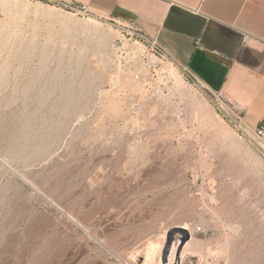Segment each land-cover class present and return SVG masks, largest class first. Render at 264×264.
<instances>
[{
	"label": "rangeland",
	"instance_id": "obj_1",
	"mask_svg": "<svg viewBox=\"0 0 264 264\" xmlns=\"http://www.w3.org/2000/svg\"><path fill=\"white\" fill-rule=\"evenodd\" d=\"M129 26L0 0V264H158L174 225L183 264H264V140Z\"/></svg>",
	"mask_w": 264,
	"mask_h": 264
},
{
	"label": "crops",
	"instance_id": "obj_2",
	"mask_svg": "<svg viewBox=\"0 0 264 264\" xmlns=\"http://www.w3.org/2000/svg\"><path fill=\"white\" fill-rule=\"evenodd\" d=\"M137 27L254 126L264 113V0H67Z\"/></svg>",
	"mask_w": 264,
	"mask_h": 264
},
{
	"label": "bare ground",
	"instance_id": "obj_3",
	"mask_svg": "<svg viewBox=\"0 0 264 264\" xmlns=\"http://www.w3.org/2000/svg\"><path fill=\"white\" fill-rule=\"evenodd\" d=\"M89 21V20H88ZM90 21L91 22H93V21H95L94 19H90ZM101 22V21H100ZM90 23V22H89ZM93 23H95V24H97L96 22H93ZM92 23V26L93 25H95V24H93ZM91 24V23H90ZM87 25V24H86ZM90 26V25H89ZM155 59V58H154ZM172 70V69H171ZM175 71V70H174ZM176 73V72H175ZM174 75H176V74H174ZM179 77V76H178ZM177 77V78H178ZM181 80V79H180ZM180 82V81H179ZM81 88V87H80ZM43 94V93H42ZM80 94V93H79ZM42 96V95H41ZM108 100V99H107ZM78 101V100H77ZM114 101V100H113ZM109 102V101H108ZM111 102V101H110ZM109 102V103H110ZM114 103V102H113ZM108 104V103H107ZM105 105L106 107L107 106H111L110 104H108V105ZM117 105V103H114V104H112V107H110L111 108V112H113V113H115V110H114V108H116L114 105ZM114 106V107H113ZM118 106V105H117ZM109 108V107H108ZM108 108H106L107 110L106 111H108ZM112 109H113V111H112ZM109 112H110V110H109ZM106 113V112H105ZM116 114V113H115ZM117 115V114H116ZM113 117V116H112ZM35 125V124H34ZM35 127V126H34ZM30 128H31V126H30ZM28 129H29V127H28ZM30 131H32V129L30 130ZM27 132V131H26ZM29 132V131H28ZM30 133V132H29ZM30 135V134H29ZM11 136V135H10ZM28 136V135H27ZM26 136V137H27ZM4 137V136H3ZM14 137V136H13ZM29 137V136H28ZM27 137V138H28ZM30 137H31V135H30ZM30 137H29V139H27L28 141L30 140ZM12 140V139H11ZM238 141V140H237ZM1 142V141H0ZM7 143V142H6ZM7 145V144H6ZM24 148H25V146H24ZM208 228V227H207ZM210 228V227H209ZM203 229V228H202ZM205 229H206V227H205ZM198 230V228H195V229H190L188 226H186V225H174V226H171L170 228H168V230H167V236L166 237H164V240H162L160 243H159V250H158V256H157V258H158V264H183L184 263V260L186 259L185 257H186V254L188 255V254H190L188 251H189V249L190 250H195V246L197 245V243H199V244H203L208 238H207V236H206V234H207V232H206V230H202V232H201V234H199V233H197L196 231ZM211 230V229H210ZM209 231V230H208ZM214 231V230H213ZM213 231L211 232L212 234H213ZM216 232V231H215ZM200 236H206L205 237V241L204 242H202V243H200L201 242V240L199 241V239H204V238H199ZM184 240H183V239ZM229 238V237H228ZM175 240L172 244H171V248H172V250H171V253L167 256V253H168V251H169V249H170V242H171V240ZM182 239V241L181 242H179L180 240ZM199 241V242H198ZM152 245V244H151ZM156 246V245H155ZM154 246V247H155ZM195 248H194V247ZM198 246V245H197ZM153 247V248H154ZM191 247H193L194 249H191ZM199 248H200V246H199ZM201 248H202V246H201ZM150 249H152V247H150ZM196 249H198V248H196ZM203 249H207L205 246H204V248ZM156 250V249H155ZM199 250H202V249H199ZM225 250H227V249H225ZM144 251H148V250H144ZM203 251V250H202ZM150 253H151V251H149ZM148 252V253H149ZM156 252H157V250H156ZM191 252H193V251H191ZM198 252V251H197ZM215 252V251H214ZM148 253H146L145 254V256H146V258H145V256L143 257V258H145L146 259V264H148V262H150V263H152V260H153V258H152V260H148L149 259V256L148 255H150V254H148ZM155 253V252H154ZM153 253V254H154ZM194 253V252H193ZM228 254V253H227ZM147 256H148V258H147ZM155 256V255H154ZM194 255H190V258H194L193 257ZM151 257H152V255L150 256V259H151ZM187 258H189V257H187ZM144 260V259H143ZM147 260H148V262H147ZM157 260V259H156ZM177 260V261H176ZM188 260V259H187ZM196 260V259H195ZM143 262H145V260L143 261ZM198 262V261H197ZM155 263H157V262H155ZM190 263H193V259H190ZM145 264V263H144ZM198 264V263H197Z\"/></svg>",
	"mask_w": 264,
	"mask_h": 264
},
{
	"label": "built area",
	"instance_id": "obj_4",
	"mask_svg": "<svg viewBox=\"0 0 264 264\" xmlns=\"http://www.w3.org/2000/svg\"><path fill=\"white\" fill-rule=\"evenodd\" d=\"M80 10H85L84 8H79ZM130 29L136 30L133 28V26H129ZM254 40L259 44V49L262 53H264V39L254 38ZM156 43L155 40H153L152 44ZM159 52L162 56H166L167 53L159 47ZM186 71V70H185ZM186 74L192 78L193 80L199 82L196 80V78L192 74H188L186 71ZM200 83V82H199ZM221 103L220 109L223 111L224 116L227 118V120L233 125V127L242 133H247L248 131L252 132L256 137L264 140V113L263 116L260 118V120L257 122L254 126H248L242 118V112L238 110L236 107H234L229 101L223 99L220 95H216ZM225 107V108H224ZM198 230H201V227H198Z\"/></svg>",
	"mask_w": 264,
	"mask_h": 264
}]
</instances>
